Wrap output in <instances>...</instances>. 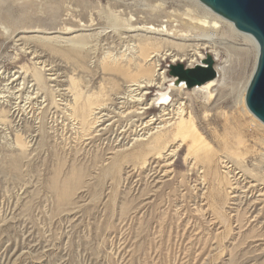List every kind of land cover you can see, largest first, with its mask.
Returning <instances> with one entry per match:
<instances>
[{"label": "rangeland", "instance_id": "374dc122", "mask_svg": "<svg viewBox=\"0 0 264 264\" xmlns=\"http://www.w3.org/2000/svg\"><path fill=\"white\" fill-rule=\"evenodd\" d=\"M56 1L62 3L65 22H72L75 12H84L76 6L79 0ZM88 2L84 14L94 4L98 5L94 15L107 11V0ZM34 4L40 5L31 9L33 13L48 19V0ZM6 19H0V27L10 26ZM97 32L71 35H93L87 45L90 53L70 52L62 58L67 69L59 72L72 79L80 103L89 101L93 107L109 103L123 89L98 67ZM5 37L0 35V69L23 72L19 68L25 67L21 83L28 90L36 84L33 93L40 98L39 104L28 100L34 95L26 89L18 104L6 98V92L1 94L0 264H264V198L262 204H254L257 194L242 189L238 198H231L229 189L237 173L264 186V149L257 146L264 139V127L247 110L241 106L214 107L206 113L198 109L201 141L190 156L188 146H183L170 166L166 151L152 162L148 159L157 156L155 152L105 161L109 147L105 139L113 140L112 133L102 139L99 133L86 136L78 125L79 107L64 106L71 105L73 97L63 101L60 88L49 81V72L30 56L16 63L17 53ZM127 50L120 45L113 54L125 59L130 55ZM220 51L221 61L228 59L236 68V55ZM169 61L159 62L166 72L164 93L175 85L168 82L169 67L178 64ZM248 63L244 77L252 70V58ZM157 96L153 89L150 98ZM175 99L172 96L166 108ZM165 105H155L147 116H155ZM186 105L193 107V101ZM167 139L172 146L180 142L174 131ZM237 140L238 147L230 150L228 143Z\"/></svg>", "mask_w": 264, "mask_h": 264}, {"label": "bare ground", "instance_id": "6f19581e", "mask_svg": "<svg viewBox=\"0 0 264 264\" xmlns=\"http://www.w3.org/2000/svg\"><path fill=\"white\" fill-rule=\"evenodd\" d=\"M10 1L13 5L9 4ZM86 1V4H90ZM58 2L48 0V19H43L36 12L38 9L36 13L31 10L40 5L34 7V0H0L1 6L6 5L3 10L0 7V19L7 18L10 24L0 27V35L5 34L8 44L14 47L17 53L16 63L21 64L25 57L30 56L35 65L49 72V81L60 88L63 101L67 102L68 96L73 97L72 104L64 106L69 110L79 107L78 125L82 131H87L86 136L99 133L98 136L102 139L106 134L112 133L113 140L105 139L109 142L105 161L117 158L124 160L133 155L148 156L155 152L157 156H150L148 159L152 162L166 151L165 162L170 166L183 146H188L187 153L190 156L191 150L201 141L198 109L206 113L214 107L220 109L241 106L247 110L244 103L245 92L256 66L258 46L251 36L238 32L230 22L213 13L198 0H107V11L99 10L95 15L92 10L98 9L97 4L85 15L88 7L79 0L76 6L83 8L84 12H75L69 23L62 19V3ZM68 10L70 9L65 12ZM94 30L98 31L95 36L100 37L101 43L99 52L95 53L98 67L123 87L120 93L113 94L109 103L105 101V104L97 107H93L89 101L80 103V96L72 79L65 72L59 73L62 68L67 69L63 57H67L70 52L80 49L90 53L87 45L91 43L93 35H71ZM120 45H124L130 52L125 59L121 54H113ZM221 49L236 55V68L230 67L228 59L221 61ZM207 56L213 61L215 79L188 89L184 83L176 84L177 79L171 77L168 82H174L175 85H172L170 92L164 93L166 72L159 68L160 61L169 58L171 64L178 65L187 61L190 64L186 69H191L202 66ZM250 58L252 70L244 77V69ZM21 70L23 72H6L0 69V99L5 92L8 94L6 98L10 100L19 101L23 97L21 95L27 88L21 83V74L27 69L22 66L19 68ZM35 86L33 84L27 89V94L34 95L32 98L29 95L27 99L39 104V94L33 93ZM153 89L158 90L156 98H150ZM194 91L197 92L192 94ZM172 96L176 99L166 108L165 104ZM190 100L193 101V107L186 105ZM158 104L165 106L155 116L148 117L149 112ZM252 118L264 127L256 118ZM172 131L175 136L180 137L179 144L174 143L176 146H172L167 139ZM130 142L133 144L128 147ZM238 143V140L228 143L230 150L236 149ZM257 146L264 149V139L259 140ZM188 156L185 160L190 159ZM233 186L229 189L236 196L231 198H238L237 193L242 189L251 195L257 194L254 204H260L264 198V186L261 187L262 184L243 174L237 173L234 176Z\"/></svg>", "mask_w": 264, "mask_h": 264}, {"label": "water", "instance_id": "95a60500", "mask_svg": "<svg viewBox=\"0 0 264 264\" xmlns=\"http://www.w3.org/2000/svg\"><path fill=\"white\" fill-rule=\"evenodd\" d=\"M213 13L230 22L241 33L253 38L258 46L256 66L248 83L244 103L247 111L264 125V0H198ZM169 75L191 89L216 78L213 61L207 56L202 66L186 69L169 67Z\"/></svg>", "mask_w": 264, "mask_h": 264}]
</instances>
